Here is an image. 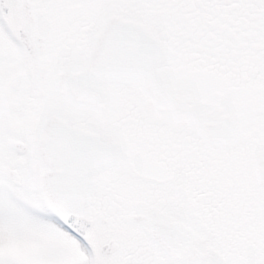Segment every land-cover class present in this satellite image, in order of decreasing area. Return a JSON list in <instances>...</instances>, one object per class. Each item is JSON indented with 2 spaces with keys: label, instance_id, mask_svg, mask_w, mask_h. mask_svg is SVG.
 <instances>
[{
  "label": "snow or ice",
  "instance_id": "6c2138e0",
  "mask_svg": "<svg viewBox=\"0 0 264 264\" xmlns=\"http://www.w3.org/2000/svg\"><path fill=\"white\" fill-rule=\"evenodd\" d=\"M0 264H264V0H0Z\"/></svg>",
  "mask_w": 264,
  "mask_h": 264
}]
</instances>
